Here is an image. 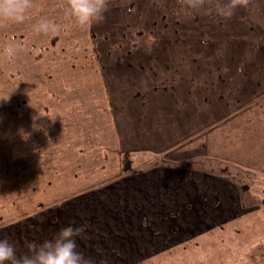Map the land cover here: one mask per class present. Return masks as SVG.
Wrapping results in <instances>:
<instances>
[{
  "label": "crops",
  "instance_id": "obj_1",
  "mask_svg": "<svg viewBox=\"0 0 264 264\" xmlns=\"http://www.w3.org/2000/svg\"><path fill=\"white\" fill-rule=\"evenodd\" d=\"M124 1L127 0H107V4ZM137 1L149 6L162 4L157 11L164 16L157 19L202 22L201 33H198L210 37V43L181 45L183 59L180 61L165 56L158 58L157 53L171 52L170 46H147L144 52L152 54L145 58L140 56L143 58L140 62L135 60L138 62L135 70L133 66L136 63L129 61L127 67L106 65L100 72L85 73L81 78L80 95L76 92L75 95H65L66 99L54 103L58 107L51 111L50 131L45 130L43 94L37 83L33 85L21 79L25 89L23 87L16 94L8 92V97L0 103V238L7 237L14 243L18 253L27 251L32 241L51 237L63 225L71 223L84 229V222L78 221L84 217L98 221L97 225L102 229L109 228V223H106L107 226L102 224L106 216L102 221L104 212L96 205L70 204L81 194H69L71 197L64 200L62 205L44 206L45 148L50 149L53 159L59 160H65L66 155L70 157V152L76 154L77 150L82 157L92 150H101L102 155L108 149L133 153L135 156L141 149L167 153L174 145L189 137L195 139L190 147L201 149L204 134L208 133L206 137L211 142L208 144L209 149H223L232 159L235 158V162L256 166L257 170L264 173V60L243 62L236 55L248 50V47L261 46L260 49L264 50L263 36H259L260 32L251 38L242 36L239 39L240 36H237L235 43H232L224 24L220 25V22L264 21V0H230L233 8L230 16H222L214 11L215 0ZM133 2L129 0L127 3ZM66 3L67 0H28L23 21L0 20V36L57 34L37 33L32 29V23L41 15L52 17L60 27H75L74 20L65 13ZM254 37H258L259 43L255 42ZM241 44L247 48L242 50L239 47ZM253 50L251 48L249 51ZM185 57L188 59L185 60ZM152 59L155 60L154 68H149ZM90 63V68L98 69L96 64L99 62L95 60ZM128 67L133 68L132 72ZM12 69L13 66L9 65L8 70ZM148 71L151 77L148 76L150 79L144 85L150 87L151 91L140 93L141 78L146 77ZM113 73L117 78L116 84L124 80L125 75H132L129 78L131 82L127 84L132 85L134 90L127 86L130 92L117 94L116 99L123 102L120 107L110 102V94L106 91ZM6 83L9 88L12 86L11 82ZM207 85L210 86L208 90L216 88L217 93L214 90L208 92ZM222 86L223 91L232 96V104L227 107L232 112L228 122L217 127L214 122L221 112L219 91ZM205 94H212V97L205 98ZM207 98L211 102L205 107L204 100ZM249 101H254L256 107L237 110L239 106H248L246 103ZM225 132L229 133V138L222 139L220 133ZM171 155L166 161L155 160L156 166L148 172V190L153 199L149 205L171 213L187 210L188 204L196 211L201 208L204 210L209 202L200 193L202 189H198L200 185L204 186L205 176L197 173V170H193L197 173L194 175L187 168L181 169L179 164L185 160ZM193 155L199 157L198 153ZM68 162L72 161L69 159ZM72 180L84 181L85 178L75 177ZM60 190L58 188L55 191L60 194ZM125 193L124 190L118 191L116 196L123 197ZM135 211L131 209L132 213ZM85 244L86 239L77 240L79 250L91 257L90 252H86Z\"/></svg>",
  "mask_w": 264,
  "mask_h": 264
},
{
  "label": "rangeland",
  "instance_id": "obj_2",
  "mask_svg": "<svg viewBox=\"0 0 264 264\" xmlns=\"http://www.w3.org/2000/svg\"><path fill=\"white\" fill-rule=\"evenodd\" d=\"M128 1L108 5L103 21L85 28L76 23L72 28L60 27L53 36H0V43L14 38L22 45L11 59L0 55V103L9 93L16 94L23 87L25 89L24 82L37 83L43 94L45 130L50 131L51 111L58 107L54 103L66 99L65 95L75 92L80 95L81 78L85 73L100 72L106 65L127 67L129 61L136 63L133 64L135 70L138 62L152 54L144 52L147 46H170L172 51L157 53L158 58L165 56L180 61L183 59L181 45L210 43V37L198 33L202 22L157 19L164 16L157 11L162 4L149 6L137 0L132 4ZM223 24L226 34L231 35L232 43H235L237 36H240L239 39L242 36L251 38L259 32L264 41V21L220 22V25ZM257 38L255 42L259 43ZM239 47L242 50L247 48L244 44ZM251 48L255 51H249ZM251 48L236 55L243 62L264 60L261 46ZM95 60L99 62L96 64L98 69L90 68V61ZM153 61L149 68H154ZM9 65L13 66L12 70H8ZM128 68L132 72L133 68ZM148 76L149 71L146 77L141 78L138 92L151 89L144 85L150 79ZM131 77V74L125 75V81L116 84L117 78L113 73L108 80L109 89L106 91L115 107L123 104L116 99L117 94L130 92L127 86L133 89L132 85L127 84L131 82ZM6 82H11L12 86L9 88ZM209 87L206 86L208 92L214 90L217 93L216 88L208 90ZM219 94L221 112L214 125L222 127L232 112L227 108L232 104V96L223 91V86ZM206 97H212V94H205ZM210 102L211 99H205L204 106L207 107ZM246 104L248 106H239L237 110L256 107L254 101ZM207 134H204L202 148L197 150L196 146L190 147L195 139L189 137L167 153L141 149L133 156V153L125 152L131 163L127 173L121 170L124 155L121 151L108 149L101 155V150H92L82 157L77 150L76 154L70 152V157L66 155L65 160H59L53 159L50 149L45 148L44 206L62 205L72 193L81 195L77 199H69H73L70 204H94L104 212L102 221L104 216L106 219L102 224L109 223L107 229H102L97 225L98 221L89 217L77 219L84 222L86 229H82L76 239H86V252H90L97 264H264V173L256 166L235 162V158L232 159L223 149H209L211 142ZM45 135L48 134L45 132ZM220 136L227 139L229 133H220ZM193 153H198L199 157ZM170 155L185 160L179 164L181 169L187 168L194 175L202 173L205 176L204 186L200 185L198 189H202L200 193L209 202L204 210L196 211L188 204L187 210L171 213L149 205L153 199L148 190V172L156 166L155 160L166 161ZM69 159L72 162H68ZM168 165L172 167L171 163ZM75 177H84L85 180L74 182L72 178ZM58 188H61L60 194L56 193ZM122 190L127 193L123 197L116 196ZM131 209L136 211L132 213Z\"/></svg>",
  "mask_w": 264,
  "mask_h": 264
},
{
  "label": "clouds",
  "instance_id": "obj_3",
  "mask_svg": "<svg viewBox=\"0 0 264 264\" xmlns=\"http://www.w3.org/2000/svg\"><path fill=\"white\" fill-rule=\"evenodd\" d=\"M28 0H0V20L21 22L25 19ZM107 0H67L65 13L80 26L99 23L104 19ZM214 11L230 16L233 8L230 0H215ZM37 33L57 32L60 25L46 15L37 17L31 25ZM22 45L14 38L0 43V55L15 57ZM79 225L71 223L61 226L51 237L32 241L27 251L18 253L7 237L0 238V264H97L93 257L79 250L76 236L81 232Z\"/></svg>",
  "mask_w": 264,
  "mask_h": 264
},
{
  "label": "trees",
  "instance_id": "obj_4",
  "mask_svg": "<svg viewBox=\"0 0 264 264\" xmlns=\"http://www.w3.org/2000/svg\"><path fill=\"white\" fill-rule=\"evenodd\" d=\"M122 161H123L122 167H121L122 173L129 172L131 163H130V160H129L128 156L126 155V153H124Z\"/></svg>",
  "mask_w": 264,
  "mask_h": 264
}]
</instances>
